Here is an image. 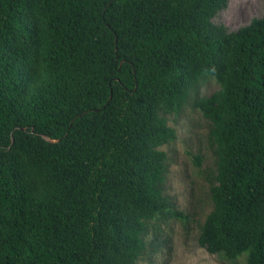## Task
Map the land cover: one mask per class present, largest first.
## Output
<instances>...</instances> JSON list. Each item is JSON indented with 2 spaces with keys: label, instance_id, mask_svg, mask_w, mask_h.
<instances>
[{
  "label": "trees",
  "instance_id": "1",
  "mask_svg": "<svg viewBox=\"0 0 264 264\" xmlns=\"http://www.w3.org/2000/svg\"><path fill=\"white\" fill-rule=\"evenodd\" d=\"M227 5L0 0V264H138L188 219L161 148L191 100L216 158L198 244L264 264V15L230 32Z\"/></svg>",
  "mask_w": 264,
  "mask_h": 264
},
{
  "label": "rangeland",
  "instance_id": "2",
  "mask_svg": "<svg viewBox=\"0 0 264 264\" xmlns=\"http://www.w3.org/2000/svg\"><path fill=\"white\" fill-rule=\"evenodd\" d=\"M263 15L264 0H228L226 9L214 22L235 32ZM219 88L215 80H207L202 84L200 97H209ZM167 119L177 131V138L161 148L168 155L166 194L188 219H171L152 231L147 252L138 264H232L209 254L198 244L200 227L213 208L210 187L216 174V158L209 141L210 123L193 107L192 100L179 115ZM195 156L202 158L199 167L195 165Z\"/></svg>",
  "mask_w": 264,
  "mask_h": 264
},
{
  "label": "water",
  "instance_id": "3",
  "mask_svg": "<svg viewBox=\"0 0 264 264\" xmlns=\"http://www.w3.org/2000/svg\"><path fill=\"white\" fill-rule=\"evenodd\" d=\"M44 139L46 140V141H48V142H55V140H51V139H49V138H47V137H44Z\"/></svg>",
  "mask_w": 264,
  "mask_h": 264
}]
</instances>
